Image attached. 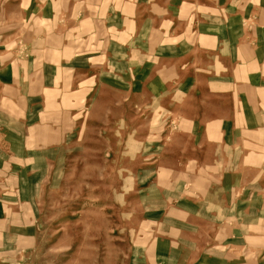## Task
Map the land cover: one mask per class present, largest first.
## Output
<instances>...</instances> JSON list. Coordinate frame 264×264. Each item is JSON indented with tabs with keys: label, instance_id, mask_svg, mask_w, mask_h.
<instances>
[{
	"label": "crops",
	"instance_id": "0c3cea01",
	"mask_svg": "<svg viewBox=\"0 0 264 264\" xmlns=\"http://www.w3.org/2000/svg\"><path fill=\"white\" fill-rule=\"evenodd\" d=\"M93 89L170 124L156 264H261L264 0H0V124Z\"/></svg>",
	"mask_w": 264,
	"mask_h": 264
},
{
	"label": "rangeland",
	"instance_id": "374dc122",
	"mask_svg": "<svg viewBox=\"0 0 264 264\" xmlns=\"http://www.w3.org/2000/svg\"><path fill=\"white\" fill-rule=\"evenodd\" d=\"M87 95L74 105L85 93L71 90L69 120L39 97L31 119L0 124V264H156L171 225L158 219L159 181L174 178L159 169L170 124L124 92ZM40 133L53 140L30 143Z\"/></svg>",
	"mask_w": 264,
	"mask_h": 264
}]
</instances>
